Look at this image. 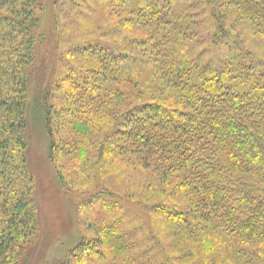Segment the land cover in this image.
Returning <instances> with one entry per match:
<instances>
[{
	"label": "trees",
	"instance_id": "1",
	"mask_svg": "<svg viewBox=\"0 0 264 264\" xmlns=\"http://www.w3.org/2000/svg\"><path fill=\"white\" fill-rule=\"evenodd\" d=\"M204 1L212 9L215 36L226 43L223 65L174 63L166 53L173 23L152 4L144 23L157 33L132 45L152 57L145 82L150 98L122 104L115 89L116 77L134 64L131 46L118 57L100 46L77 52L97 63L86 80L75 76V84L96 98L107 92L108 107L125 106L120 113L97 108L96 116L111 125L102 147L109 146L108 157H138L163 186L173 187L172 195L189 199L187 212L163 203L151 208L174 229L189 264H264V59L241 48L226 28L224 11L235 8L264 45V0ZM47 7L48 0H0V264H19L39 231L27 161L33 126L47 138L49 157L55 156L53 86L46 60L36 62L38 49L56 37V27L47 30ZM68 77L65 83L74 84ZM134 82L129 74L123 83ZM100 247V241L85 242L73 252L90 259Z\"/></svg>",
	"mask_w": 264,
	"mask_h": 264
},
{
	"label": "rangeland",
	"instance_id": "2",
	"mask_svg": "<svg viewBox=\"0 0 264 264\" xmlns=\"http://www.w3.org/2000/svg\"><path fill=\"white\" fill-rule=\"evenodd\" d=\"M213 2L227 4V0ZM152 4L158 5L168 22L182 28L177 31L171 24L167 35L172 46L169 43L166 53L174 63L200 59L223 65L226 43L223 36H215L212 9L204 0H48L45 23L47 30L53 27L51 32L56 27V37L38 49L36 62L46 60L48 83L53 86L56 147L55 156L49 157L48 140L40 127L30 129L27 161L39 231L19 264H189L174 229L151 212L154 205L162 203L187 212L189 199L172 195L173 187L163 186L155 170L143 166L138 157H108L109 146L104 151L102 147L111 125L96 116L97 108L103 105L120 113L128 98L132 97L129 101L133 104L150 98L152 89L145 82L150 81L147 64L152 57L132 45L157 33L144 23L145 9L149 5L151 11ZM224 11L226 28L233 31L241 48L251 52L254 60L264 59V45L255 28L235 8L225 7ZM90 46L103 47L117 57L124 56L130 46L134 49V64L127 65L130 71L116 77L115 89L122 102L119 108L108 107L104 100L109 97L107 92L96 98L75 84V76L86 80L97 63L77 53ZM157 62L165 65L167 61L160 57ZM126 74L136 84H124ZM69 75L74 84L65 83ZM95 241L101 242L98 256L87 259L74 254L79 244Z\"/></svg>",
	"mask_w": 264,
	"mask_h": 264
}]
</instances>
